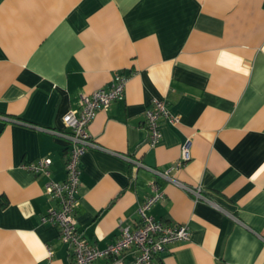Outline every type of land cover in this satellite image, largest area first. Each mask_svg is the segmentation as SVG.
<instances>
[{
  "label": "crops",
  "instance_id": "crops-1",
  "mask_svg": "<svg viewBox=\"0 0 264 264\" xmlns=\"http://www.w3.org/2000/svg\"><path fill=\"white\" fill-rule=\"evenodd\" d=\"M116 74L129 76L123 98L97 112L99 147L81 157V236L116 242L157 184L149 214L191 236L155 264H264V0H0V264H74L60 227L42 221L71 147L45 128L67 131L63 115ZM156 99L179 120L162 118L151 146ZM187 143L191 159L173 168ZM42 157L48 174L25 167ZM149 167L173 168L205 199Z\"/></svg>",
  "mask_w": 264,
  "mask_h": 264
},
{
  "label": "built area",
  "instance_id": "built-area-1",
  "mask_svg": "<svg viewBox=\"0 0 264 264\" xmlns=\"http://www.w3.org/2000/svg\"><path fill=\"white\" fill-rule=\"evenodd\" d=\"M129 76L116 74L112 84L106 88L101 87L91 94H84L80 98L78 108H74L63 115L62 121L66 130L45 128L71 143L70 156L66 163L67 178L64 181L48 180L45 191L51 199L57 201L58 207H49L42 216L43 222H51L60 227V238L72 246L74 264H93L100 258L108 257L111 264H155V257L165 251L167 247L177 241L190 239L191 230L186 224L170 223L154 218L149 214L152 206L163 199L164 191L157 184H153L152 194L139 204L138 213L141 221L135 227L126 225L122 227L121 237L105 248H99L81 236L78 229L76 211L80 206L81 190V157L91 147H99L89 132V125L100 110H107L114 101L123 98ZM146 125L150 132V145L157 144L161 137L160 120L165 118L176 124L179 118L173 115L165 99L154 100L153 106L146 110ZM191 159L188 143L182 148L180 160L175 167L185 165ZM52 163L51 157H42L38 161L25 165L34 173H49L48 167ZM138 163V162H137ZM138 165H142L141 162ZM170 168L161 171L156 168L149 169L195 196V199H205L200 188H193L171 176ZM135 248L136 255L130 262L122 258L123 252ZM49 255L52 252L49 250Z\"/></svg>",
  "mask_w": 264,
  "mask_h": 264
}]
</instances>
